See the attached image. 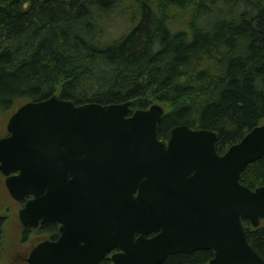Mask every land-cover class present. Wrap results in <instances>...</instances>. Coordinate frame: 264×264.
<instances>
[{"label":"water","instance_id":"water-1","mask_svg":"<svg viewBox=\"0 0 264 264\" xmlns=\"http://www.w3.org/2000/svg\"><path fill=\"white\" fill-rule=\"evenodd\" d=\"M130 111V101L76 104L55 94L10 117L0 169L13 197H29L20 219L61 223V237L35 246L29 264H103L112 249L110 264L201 249L214 252L209 264H264L242 221L260 225L264 184L240 181L264 155V124L220 154L207 128L180 124L160 139L159 103Z\"/></svg>","mask_w":264,"mask_h":264},{"label":"trees","instance_id":"trees-1","mask_svg":"<svg viewBox=\"0 0 264 264\" xmlns=\"http://www.w3.org/2000/svg\"><path fill=\"white\" fill-rule=\"evenodd\" d=\"M120 6L133 26L109 40ZM55 93L76 104L130 100L133 109L160 102V138L179 124L212 129L223 153L264 123V0H0V109ZM240 181L264 184V155ZM243 222L264 257V225ZM6 245L0 216V262ZM213 255L179 252L158 264Z\"/></svg>","mask_w":264,"mask_h":264},{"label":"rangeland","instance_id":"rangeland-1","mask_svg":"<svg viewBox=\"0 0 264 264\" xmlns=\"http://www.w3.org/2000/svg\"><path fill=\"white\" fill-rule=\"evenodd\" d=\"M122 6L119 7L118 12L114 13L113 17H111L106 24L105 38L109 40L121 38L123 35L127 34L129 29L133 26L129 18L132 14L129 13L126 8H122ZM134 10L139 12L140 5H135ZM134 10H131V12ZM21 103H23L22 100L15 102L10 110L3 111V113L0 111L1 130L12 109ZM1 179L2 176L0 172V216L5 217V240H7L6 249L5 252L2 253V262H0V264H19L20 260L23 258L22 255L25 254L27 249L31 248L37 238H32L33 236H31L29 239L23 241V243L19 240L18 216L15 214V206H12L10 200L7 198V190Z\"/></svg>","mask_w":264,"mask_h":264},{"label":"flooded vegetation","instance_id":"flooded-vegetation-1","mask_svg":"<svg viewBox=\"0 0 264 264\" xmlns=\"http://www.w3.org/2000/svg\"><path fill=\"white\" fill-rule=\"evenodd\" d=\"M0 131H1V129H0ZM7 198L10 200V202H11V204L13 206L14 201L10 198V194H8V193H7ZM31 236H33L32 238H37L38 239V243L43 241V240H46V239L57 240L61 236L60 223L49 221V222L40 224L36 228H32V227H29V226H24L18 232V238H19V240L22 243H23V241L29 239ZM31 251H32V248L26 250L25 254L22 255L23 258H22V260H20L19 264H29L28 263V257L30 255ZM105 263L106 264L109 263L108 259L105 261Z\"/></svg>","mask_w":264,"mask_h":264}]
</instances>
